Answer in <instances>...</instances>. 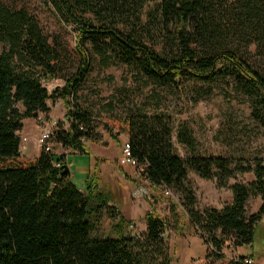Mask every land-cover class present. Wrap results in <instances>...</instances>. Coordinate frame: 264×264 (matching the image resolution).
<instances>
[{
	"label": "trees",
	"instance_id": "trees-1",
	"mask_svg": "<svg viewBox=\"0 0 264 264\" xmlns=\"http://www.w3.org/2000/svg\"><path fill=\"white\" fill-rule=\"evenodd\" d=\"M51 1L61 19L74 25L80 56L79 72L64 79V86L51 96L42 80L59 76V53L51 50L29 14L0 3V43L8 45L7 52H0V264H170L162 220L147 213L145 233H127V221L110 206V198L92 188L88 180L77 188L70 173H63V157L51 153L53 145H58L89 155L86 144L97 139L91 115L69 102L89 71L90 60L83 48L91 45L103 65L118 61L154 84L229 79L248 99L251 116L263 128L264 76L216 24L212 0H156L145 11V3L137 2L134 7V0ZM238 3L234 14L244 28L261 11L264 14L260 0ZM48 99L65 103L67 126L51 129L48 151L42 147L36 159L24 160L19 150L21 121L46 113ZM17 103L23 113L15 107ZM124 124L131 156L143 177L181 196L189 221L207 249L221 258L227 241L234 239L236 247L251 244L264 215V159L243 166L220 157L179 158L172 153L168 116L131 115ZM178 139L191 144L185 129L178 132ZM189 173L206 180L216 176L223 182L237 174H252L253 181L230 186L232 201L221 210L197 212ZM251 196L259 197L261 206L247 218L245 205ZM103 209L116 222L115 238L91 235L93 219ZM249 262L239 256L228 264Z\"/></svg>",
	"mask_w": 264,
	"mask_h": 264
},
{
	"label": "rangeland",
	"instance_id": "rangeland-1",
	"mask_svg": "<svg viewBox=\"0 0 264 264\" xmlns=\"http://www.w3.org/2000/svg\"><path fill=\"white\" fill-rule=\"evenodd\" d=\"M156 0H134L145 3L150 10ZM216 24L227 34L236 49L264 76V14L244 26L237 21L234 9L239 0H212ZM264 6V0H260ZM11 10H24L38 24L43 36L59 53V76L45 78L42 87L49 96L64 86V79L79 72L74 25L65 23L51 0H0ZM150 7V8H148ZM92 18L90 13H83ZM253 18V17H252ZM239 28V29H238ZM8 45L0 43V52ZM83 51L90 60L89 71L69 98L90 115L97 139L88 142V154L73 153L53 145L52 154L62 156L68 166L70 180L77 188L86 181L103 196L110 198V206L127 221L124 231L141 236L145 233V215L152 213L165 224L163 234L170 264H228L233 258L244 256L249 264H264V215L255 227L250 245L236 247L234 239L227 241L218 258L207 249L202 235L192 226L181 196L172 189L153 186L143 177L142 170L121 166L119 158L128 136L124 119L131 115L168 116L171 119L172 153L179 158L220 157L243 166L255 159H264V128L251 116L248 99L229 79L210 83L182 80L176 85H160L148 81L134 68L111 60L103 65L99 56L87 44ZM53 64V62H52ZM48 111L21 121L18 133L20 154L24 160L36 159L41 153L40 133L66 128V105L56 99L46 101ZM20 113L24 108L15 104ZM186 130L191 144L178 139V132ZM232 165V166H233ZM253 181L252 174H237L228 181L216 176L206 180L188 174L195 205L194 210H221L232 201L230 186ZM168 190V194H166ZM259 197L251 196L245 205V215L257 214ZM116 222L106 209L93 219L91 235L97 238H115ZM230 244V247H227ZM208 256L210 258H208Z\"/></svg>",
	"mask_w": 264,
	"mask_h": 264
},
{
	"label": "built area",
	"instance_id": "built-area-1",
	"mask_svg": "<svg viewBox=\"0 0 264 264\" xmlns=\"http://www.w3.org/2000/svg\"><path fill=\"white\" fill-rule=\"evenodd\" d=\"M49 136H50V131H43L40 133V136L38 139L40 148L45 147L47 151L50 149V144L48 143ZM119 163L121 166H127L135 170H138V169L141 170V167L139 166L136 159H134L131 156L130 147L127 141H125V144L122 147L121 155L119 158ZM165 193L168 194L169 193L168 190H166ZM197 264H203V263L197 261Z\"/></svg>",
	"mask_w": 264,
	"mask_h": 264
},
{
	"label": "water",
	"instance_id": "water-1",
	"mask_svg": "<svg viewBox=\"0 0 264 264\" xmlns=\"http://www.w3.org/2000/svg\"><path fill=\"white\" fill-rule=\"evenodd\" d=\"M63 173H68L69 174V169L67 165L63 166Z\"/></svg>",
	"mask_w": 264,
	"mask_h": 264
}]
</instances>
